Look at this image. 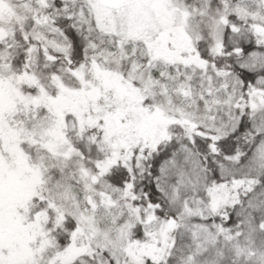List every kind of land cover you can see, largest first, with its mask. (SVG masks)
I'll return each mask as SVG.
<instances>
[{"label":"trees","instance_id":"1","mask_svg":"<svg viewBox=\"0 0 264 264\" xmlns=\"http://www.w3.org/2000/svg\"><path fill=\"white\" fill-rule=\"evenodd\" d=\"M177 1L192 12L186 29L192 47L190 52H183V57L188 54L187 62L193 58L204 66H175L152 59L140 51L141 43L123 48L129 49L128 60H124L117 37L111 41L96 30L83 29V17L78 16L85 10L83 0L36 1L37 14L25 24L4 9L0 19V31L4 33L0 40V70L16 78L29 73L31 65L38 66L39 82L18 87L20 96L0 120L1 127L20 142L30 164L39 167L40 141L29 135L41 137V133L53 129L55 114L31 105L30 95L41 98L46 90L54 96L55 77H61L66 88L83 89L87 82L95 81L96 65L103 63L98 54L103 52H111V58L101 70L115 71L124 80L128 66L139 64L141 70H149L147 73L155 77L157 84L169 89L168 95L176 94L173 101L181 105L183 112H194L199 120L206 114L207 119L201 125L172 116L164 120L166 135L157 143H149L143 133L126 145L113 147L120 142V135L108 130L105 116L135 115L131 108L137 102L149 110L162 98L159 92L154 101L147 96L142 101L136 96L129 99V95L120 99L117 92L108 90L97 100L86 96L84 104L89 109L85 117H74V123L63 130L66 141L60 151L67 154L75 150L86 164L106 167L103 181L117 190L119 200L128 205L135 218L133 243L155 249V254L138 255L137 259L126 255L120 264H211L206 258L210 253L219 257L220 264H234L233 259L238 264H264V109L251 108L252 94L264 91V34L257 31L260 24L264 25V0ZM222 14L225 21L217 44L214 30ZM40 23L66 40V56L39 48L41 42L30 33ZM34 47H38L37 52L32 51ZM73 73H79L80 79ZM186 81L189 95H183L178 87ZM140 116H135L139 122ZM68 166L67 172L76 175L78 164L70 162ZM169 170L176 174L182 170L187 182L177 184ZM59 176L51 169L54 184ZM176 188L182 197L180 205L173 206L169 197ZM195 190L207 205L206 219L180 215L183 202L188 201L183 196L190 197ZM31 205L30 217L40 215L46 219L43 228L52 244L60 251L71 248L78 230L76 219L62 213L51 199H45L43 191L32 197ZM151 221L166 224L160 244L150 236ZM107 255L90 248L72 264H101Z\"/></svg>","mask_w":264,"mask_h":264},{"label":"rangeland","instance_id":"2","mask_svg":"<svg viewBox=\"0 0 264 264\" xmlns=\"http://www.w3.org/2000/svg\"><path fill=\"white\" fill-rule=\"evenodd\" d=\"M36 1L41 3L42 0H0V19L4 17L5 9L20 23L25 24L27 19L37 14ZM83 4L85 10L78 14L83 17L81 20L83 29L96 30V33L107 36L111 41L117 37L124 60H128L129 49L125 51L122 49L131 44L141 43L143 48L140 47V51L147 52L152 59L166 61L175 66L176 64L204 66L202 62L193 58H190V61L195 63L194 65L187 62L188 54L183 57L192 47L186 30L192 12L177 0H121V3L112 9L102 6L100 0H83ZM224 18L222 14L220 24L215 26L214 37L217 44L221 40ZM257 31L264 34V25L260 24ZM30 35L41 42L39 48L42 51L49 49L57 54L67 55L66 40L48 25L40 23L31 30ZM3 38L4 33L0 31V40ZM34 50L37 52L38 47L32 48V51ZM98 55L103 63L96 65L95 81L87 82L83 89L66 88L61 77H55V87L52 89L54 96L46 93V90H43L44 95L41 98L30 95L28 102L31 105L45 107L55 114L56 126L53 129L50 128L44 135L41 133V137L35 133L29 135L30 138L40 141L38 144L42 153L38 155V162L41 160L39 167L30 164L20 142L8 136L0 121V264H72L90 248L109 255L101 260V264H110V258L114 264H120L126 255L137 259L138 255L155 254L153 253L155 249L151 246L133 243L131 229L135 224V218L130 213L128 205L119 200L118 197L121 195H117V190L103 181L106 167L86 164L83 155L75 150L67 154L60 151L59 147L66 141L63 130L69 123H74V117L78 119L85 117L89 109L84 104L86 96L97 100L99 95L108 90L117 92L120 99L129 95V99H135L136 96L141 97L142 101V97L147 96L154 101L155 95L159 92L162 98L153 105V108H148L149 110L137 102L131 108L135 115H121L116 118L106 115L108 130L111 132L115 130L120 135V142L113 144V147L117 144L126 145L132 138H139L143 133L142 137L149 143H157L166 135L164 120L172 116L195 121L201 125L206 123L207 116L203 114L202 120H199L196 119L194 112H183L181 105H176L173 101L176 94L168 95L166 86L157 84L155 77L147 73L149 70H141L139 64L131 63L128 66L129 72L124 80L115 71L110 72L107 69L102 71L103 65L111 58V52ZM36 67L38 66L32 68L31 65L29 73L16 78L8 77L5 71L0 70V120L15 107V101L20 96L18 87L21 84L38 85L39 74ZM73 74L80 79L79 73ZM187 82L178 85L183 95L190 94ZM133 83H138L139 86L135 87ZM251 108L253 111L264 109V91L252 94ZM138 114L141 115L139 118L141 122L135 117ZM34 135L38 137L34 138ZM50 156L57 157V160H52ZM70 162L78 164L76 175L66 170ZM51 169L60 175L55 184L50 180ZM169 175H172L179 185L187 182L182 170L177 174L169 170ZM96 183L99 185H93ZM41 191L45 199H51L57 209L73 216L77 221L75 239L71 248L66 251L58 250L47 237L43 228L45 218L40 215L30 217L32 197L39 195ZM198 193L195 190L190 197L183 196L188 201L183 202L185 206L180 215L188 214L206 219L204 216L208 213L207 205L200 199L202 196ZM179 197L182 196L178 189H173L169 197L170 203L173 206L180 205ZM191 203L196 206L190 205ZM165 225V222L151 221L148 228L150 236L159 241V244L164 235ZM206 258L208 263H221L214 253L208 254ZM233 261L234 264H238L236 259Z\"/></svg>","mask_w":264,"mask_h":264},{"label":"water","instance_id":"3","mask_svg":"<svg viewBox=\"0 0 264 264\" xmlns=\"http://www.w3.org/2000/svg\"><path fill=\"white\" fill-rule=\"evenodd\" d=\"M102 6L107 8H115L121 3V0H100Z\"/></svg>","mask_w":264,"mask_h":264}]
</instances>
